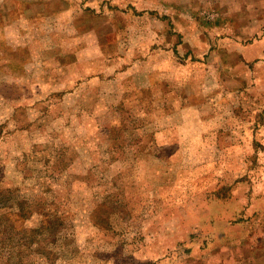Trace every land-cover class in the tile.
Listing matches in <instances>:
<instances>
[{"label":"rangeland","instance_id":"rangeland-1","mask_svg":"<svg viewBox=\"0 0 264 264\" xmlns=\"http://www.w3.org/2000/svg\"><path fill=\"white\" fill-rule=\"evenodd\" d=\"M254 8L0 0V264H264Z\"/></svg>","mask_w":264,"mask_h":264},{"label":"crops","instance_id":"crops-1","mask_svg":"<svg viewBox=\"0 0 264 264\" xmlns=\"http://www.w3.org/2000/svg\"><path fill=\"white\" fill-rule=\"evenodd\" d=\"M253 10L255 11V43L253 42L252 44H249V46L253 49L255 48V61L264 67V21L260 18L261 12L264 11V0H255V8ZM243 58L247 60L246 55H244ZM199 122L201 121L199 120Z\"/></svg>","mask_w":264,"mask_h":264},{"label":"trees","instance_id":"trees-1","mask_svg":"<svg viewBox=\"0 0 264 264\" xmlns=\"http://www.w3.org/2000/svg\"><path fill=\"white\" fill-rule=\"evenodd\" d=\"M0 197L1 198H6V200H7V197H5V196H1V194H0ZM0 202H2V199H0ZM15 204H17V203H15ZM1 210V209H0ZM4 232H6V234L8 233V230L7 229H5L3 232H0V234H2V233H4ZM49 233V234H48ZM53 232H51V229H50V224H46V226H41V228H40V230H38L37 231V234H43V235H46L47 234V236H49V235H51ZM14 237V236H13ZM46 237V236H45ZM14 240H15V237H14ZM26 251H24V253H25ZM27 252L29 253L30 252V247H29V250H27Z\"/></svg>","mask_w":264,"mask_h":264}]
</instances>
